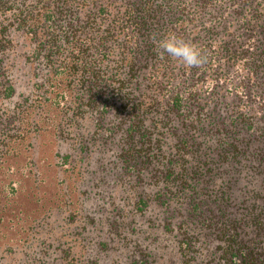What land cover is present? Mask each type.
I'll list each match as a JSON object with an SVG mask.
<instances>
[{
  "label": "trees",
  "instance_id": "1",
  "mask_svg": "<svg viewBox=\"0 0 264 264\" xmlns=\"http://www.w3.org/2000/svg\"><path fill=\"white\" fill-rule=\"evenodd\" d=\"M256 4L0 0V169L48 131L57 181L67 173L76 192L30 223L18 261L264 264V120L248 107L256 94L229 98L262 93ZM169 32L207 63L161 58ZM0 185L17 192L13 177Z\"/></svg>",
  "mask_w": 264,
  "mask_h": 264
},
{
  "label": "rangeland",
  "instance_id": "2",
  "mask_svg": "<svg viewBox=\"0 0 264 264\" xmlns=\"http://www.w3.org/2000/svg\"><path fill=\"white\" fill-rule=\"evenodd\" d=\"M257 1L255 0V5H257ZM253 31H255V28ZM260 36L262 41H260ZM255 37L257 39H253V46L258 43L263 46L264 32H262L260 25L257 28ZM258 68L260 69V66ZM258 75L259 83L262 82L258 88V90H262L260 95L255 88H250L252 92H249L248 90L245 91L244 87L239 90L242 92H239L238 95L233 97L234 93H231L229 98L231 101L233 99L239 100L237 97L243 95L242 101L247 103L248 94H256L253 101H248V107H251L252 112L256 115L252 116V119L259 124L260 119L264 120V66ZM223 93V91L215 89L208 95L212 97V102H217L218 97H221ZM259 98L260 103H258ZM227 100L228 98L224 96L221 97L219 102H227ZM53 153L54 141L50 132H42L33 147L22 149L19 152L10 151L5 164L7 169H0V181L6 180L10 176L15 178L18 184L17 192L13 195H7L4 187L1 188L0 185V249L6 245H15L19 248V252L16 250L15 254L6 255L0 264H31V260L25 261L22 259L18 261V257L22 252L20 249H22L23 238L27 234L26 230H28L30 223L38 217H46L50 213V209L58 208L70 197L73 199L76 197V192L71 188V178L68 177L67 173L64 175L67 176L65 181L68 182L69 186L66 184L62 189V182L58 183L57 170L53 163ZM35 174H38V176H35ZM65 214L64 210H60L58 216L62 217ZM60 222L63 226L62 230L71 228L70 224L65 222V219L60 220Z\"/></svg>",
  "mask_w": 264,
  "mask_h": 264
},
{
  "label": "clouds",
  "instance_id": "3",
  "mask_svg": "<svg viewBox=\"0 0 264 264\" xmlns=\"http://www.w3.org/2000/svg\"><path fill=\"white\" fill-rule=\"evenodd\" d=\"M156 47L161 58L167 54L180 66L186 68H200L207 63V55L196 44L184 39L182 36H178L174 32H169L159 39Z\"/></svg>",
  "mask_w": 264,
  "mask_h": 264
}]
</instances>
